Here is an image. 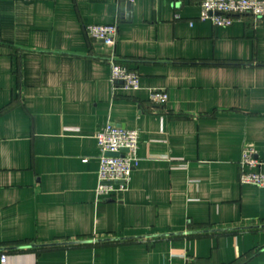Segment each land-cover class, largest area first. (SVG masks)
Segmentation results:
<instances>
[{
    "label": "crops",
    "instance_id": "1",
    "mask_svg": "<svg viewBox=\"0 0 264 264\" xmlns=\"http://www.w3.org/2000/svg\"><path fill=\"white\" fill-rule=\"evenodd\" d=\"M200 3L0 0V264H264V188L240 177L246 145L264 172V18L216 26ZM113 53L140 89H113ZM107 122L139 159L99 199Z\"/></svg>",
    "mask_w": 264,
    "mask_h": 264
},
{
    "label": "built area",
    "instance_id": "2",
    "mask_svg": "<svg viewBox=\"0 0 264 264\" xmlns=\"http://www.w3.org/2000/svg\"><path fill=\"white\" fill-rule=\"evenodd\" d=\"M200 20H210L216 26H228L236 17L250 15L256 20L264 18V0H201ZM176 17H179L176 15ZM88 35L101 41L106 46L115 48L118 38L117 25L86 26ZM111 66V82L113 89L124 88L138 90L141 87L140 75L136 70L119 61L116 54L108 58ZM154 104L163 105L168 100L164 89H154L150 93ZM140 134L137 129L117 126L107 122L96 134L99 149L98 186L99 199L112 195L118 190H124L131 178L132 169L137 163ZM109 153H119L118 156ZM254 147L246 145L243 148L241 165L242 184L264 188V172L256 171L260 161ZM1 262H7V255H1ZM185 264H193L186 261Z\"/></svg>",
    "mask_w": 264,
    "mask_h": 264
},
{
    "label": "water",
    "instance_id": "3",
    "mask_svg": "<svg viewBox=\"0 0 264 264\" xmlns=\"http://www.w3.org/2000/svg\"><path fill=\"white\" fill-rule=\"evenodd\" d=\"M109 155H112V156H118L119 153H109Z\"/></svg>",
    "mask_w": 264,
    "mask_h": 264
}]
</instances>
